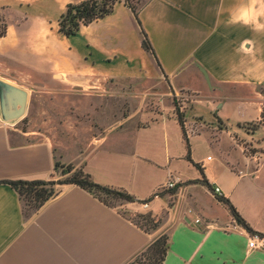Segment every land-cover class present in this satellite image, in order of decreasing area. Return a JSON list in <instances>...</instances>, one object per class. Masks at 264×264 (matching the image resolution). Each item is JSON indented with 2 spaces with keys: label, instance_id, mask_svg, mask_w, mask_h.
<instances>
[{
  "label": "crops",
  "instance_id": "0c3cea01",
  "mask_svg": "<svg viewBox=\"0 0 264 264\" xmlns=\"http://www.w3.org/2000/svg\"><path fill=\"white\" fill-rule=\"evenodd\" d=\"M79 1L0 0L7 24L0 36V79L26 89L29 99L34 85L84 92L135 81L159 96L161 108H140L116 125L111 116L107 135L80 157L64 147L56 151L50 139L27 140L16 120L3 118L0 103V264H125L166 226L170 246L163 264H264V250L248 247L251 234H264V139L241 145L235 138L236 145L217 146L214 156L209 147L199 156L193 148L191 158L203 173L196 167L183 178L180 169L192 161L178 119L179 109L190 141L186 112L209 85L234 88L240 101L244 92L255 93L262 120L264 0H139V19L156 56L143 47L124 0L76 35L59 33L67 4ZM219 122L220 132L226 127ZM259 127L249 130L252 139ZM57 160L149 201L148 209L128 202L133 212L158 218L165 210L166 222L148 232L74 184L26 215L19 193L3 181L50 180ZM171 175L183 185L172 213L167 205L176 194L155 198Z\"/></svg>",
  "mask_w": 264,
  "mask_h": 264
},
{
  "label": "rangeland",
  "instance_id": "374dc122",
  "mask_svg": "<svg viewBox=\"0 0 264 264\" xmlns=\"http://www.w3.org/2000/svg\"><path fill=\"white\" fill-rule=\"evenodd\" d=\"M3 23L0 21V31ZM259 88L264 96V85ZM30 90L26 114L16 120L15 127L26 133L24 137L27 140L50 139L54 143L56 151L57 149L59 151L60 147H64L71 149L72 154L80 152V157L83 155L82 152L95 146L98 138L107 135L108 130L114 124L110 123L111 116H114L116 125L124 116L140 108L153 111H160L161 108L159 96L135 81H117L104 87H90L84 92L81 90L60 91L58 87L46 89L42 85L31 86ZM241 95L239 92L235 93L234 88L226 87L213 90L208 85L207 90L196 99V102H190V108L186 112L188 123L190 122V154L194 148L195 153L199 156L209 147L206 152L214 156L218 151L217 146L236 145L235 138L241 145L245 141H263L264 123L257 125L259 123L257 118H260L261 112L257 106L255 93L244 92L243 101H240ZM179 102L181 101L175 100L176 105ZM219 120L226 127L220 132ZM260 121H264V113ZM194 124L196 128H194ZM257 127L259 129L255 131V136L252 139L248 135L251 132L249 130H255ZM252 150L251 148L248 153L254 152ZM57 162L64 166L74 165L72 162L67 164L60 160ZM193 165L192 163L189 168L180 169L183 178L192 176L194 171L198 170ZM64 169L63 166H59L50 180L65 179L69 174L64 175ZM70 185L72 184L56 183L51 198L63 192ZM178 198V195L169 198V203L174 205ZM111 202V206L127 215L148 232L154 231L151 225L157 220L161 226L168 218V214L164 210L161 216L153 217L154 221L150 222L140 216L147 213L133 212L126 205L128 202L119 199H112ZM23 206L26 215L36 213L33 212L31 203L25 197ZM169 231V227L166 226L162 233H169ZM140 253L125 264H146V255L143 256Z\"/></svg>",
  "mask_w": 264,
  "mask_h": 264
},
{
  "label": "trees",
  "instance_id": "16d2710c",
  "mask_svg": "<svg viewBox=\"0 0 264 264\" xmlns=\"http://www.w3.org/2000/svg\"><path fill=\"white\" fill-rule=\"evenodd\" d=\"M121 0H81L79 2H73L67 4L64 12L61 14L59 18V33L70 37L76 35L82 26L89 25L90 23L103 18L110 13L113 12L115 4ZM125 3L132 9V12L141 28L142 34V45L143 47L156 56L154 47L150 41V38L146 31L143 29L140 19H139V0H124ZM0 21H3V27L0 31V36H3L6 33L7 24L4 16L0 14ZM178 119L183 128L184 138L187 142L188 154L187 158L192 161V163L200 169L203 173V169L199 163H196L192 160L190 154V142L185 130V121L183 116L181 115L178 109ZM263 116V113H262ZM257 125H260L261 121H258ZM258 128V127H257ZM256 128V129H257ZM63 166L65 168L63 170V174H69L65 179H61L58 181L54 180H6L4 183L10 184L20 196L22 200L24 197L31 203V207L33 212H37L53 195L54 193V185L56 183L61 184H74L79 185L82 188L92 192L95 196L100 198L108 205H112V199H119L125 202H133L134 197L125 189L112 187L108 185L100 184L92 178L91 174L88 173L83 166L76 167L72 164H68L67 166L61 165L56 161L55 170L59 167ZM177 189H172L170 192L175 193ZM24 208V206H23ZM232 211L236 218L244 223L245 220L238 213L236 208L232 205ZM25 211V210H24ZM143 219L148 221H154L153 216L150 213L140 215ZM159 221L155 222L151 225L153 230L159 228ZM150 228V229H151ZM170 246V235L169 233H162L157 236L140 254L146 255V264H163L166 258V254L168 248Z\"/></svg>",
  "mask_w": 264,
  "mask_h": 264
},
{
  "label": "water",
  "instance_id": "95a60500",
  "mask_svg": "<svg viewBox=\"0 0 264 264\" xmlns=\"http://www.w3.org/2000/svg\"><path fill=\"white\" fill-rule=\"evenodd\" d=\"M29 92L11 82L0 79V103L3 118L7 121L21 119L27 111ZM134 201L140 202L138 199Z\"/></svg>",
  "mask_w": 264,
  "mask_h": 264
},
{
  "label": "built area",
  "instance_id": "2783aa9c",
  "mask_svg": "<svg viewBox=\"0 0 264 264\" xmlns=\"http://www.w3.org/2000/svg\"><path fill=\"white\" fill-rule=\"evenodd\" d=\"M172 189H177V190L175 193H171L170 191ZM182 191H183L182 179L179 176L171 175L169 179L166 181V183L160 187V189L158 190V193L155 194V198H159L161 195H163L164 192L166 193L170 192L172 195H175V194L177 195V193H181ZM214 192L221 195L222 189L220 187H216L214 189ZM139 203L145 209H148L150 206L149 201H140ZM176 204L177 203H175L174 205H171L169 203L167 205V210L171 213L173 211L175 212ZM196 221L200 222L201 219H196ZM248 247L250 249L264 250V234H257V233L251 234L249 236Z\"/></svg>",
  "mask_w": 264,
  "mask_h": 264
}]
</instances>
